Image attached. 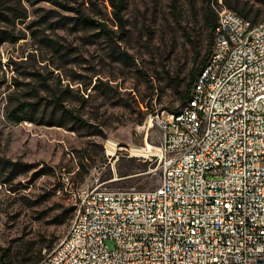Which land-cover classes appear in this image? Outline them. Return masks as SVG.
<instances>
[{
  "label": "rangeland",
  "instance_id": "1",
  "mask_svg": "<svg viewBox=\"0 0 264 264\" xmlns=\"http://www.w3.org/2000/svg\"><path fill=\"white\" fill-rule=\"evenodd\" d=\"M61 1L68 7L0 0V158L30 165L0 177L2 264H37L67 234L83 191L160 184L159 154L130 147L160 146L148 121L185 104L207 46V0H115L124 4L123 28L110 0ZM227 2L264 20L263 0ZM80 14L93 23L76 24Z\"/></svg>",
  "mask_w": 264,
  "mask_h": 264
},
{
  "label": "built area",
  "instance_id": "2",
  "mask_svg": "<svg viewBox=\"0 0 264 264\" xmlns=\"http://www.w3.org/2000/svg\"><path fill=\"white\" fill-rule=\"evenodd\" d=\"M210 4L219 37L199 97L150 119L160 184L83 191L73 230L37 264H264V20Z\"/></svg>",
  "mask_w": 264,
  "mask_h": 264
},
{
  "label": "trees",
  "instance_id": "3",
  "mask_svg": "<svg viewBox=\"0 0 264 264\" xmlns=\"http://www.w3.org/2000/svg\"><path fill=\"white\" fill-rule=\"evenodd\" d=\"M35 1H49V2H52V3L58 5V6L62 7V8H67L68 7L61 0H35ZM224 2L226 4L227 0H224ZM110 4H111V6L113 8V16H114V18L116 20L117 25L120 26L121 28H123L124 24H125V20L123 18V10H124L123 2L122 1L116 2L115 0H110ZM207 4L208 5L203 10L204 23H205V25H206V27L208 29L207 36H206L207 37V46L205 48L204 55L202 56V58L199 61H197V62H199V65H201L200 68H197L195 72H192V74L190 76V80L187 83V89H186V92H185V95H184V99H185V97L187 98L186 102L190 98L191 90H192L194 81H195L198 73L202 70V68L206 64V62H207V60L209 58V55H210V53L212 51L213 37H214V26L216 24V15H215V12L213 11L212 7H211L210 0H207ZM227 4L231 8H234L235 10H238L230 2H227ZM263 4H264V0H263ZM9 11H10V14L12 15L13 18L22 17L20 14H18L17 7H11V8H9ZM239 13L243 17L248 19V14L246 12L239 11ZM75 21H76V24L81 23L82 25L83 24H92L93 23V21L90 20L89 17H86V16H84L82 14H80V16H78V17H75ZM3 38H5V37H3ZM6 38L3 39V40H6ZM195 48H196L195 60H196L197 57L200 56L201 45L199 43H197V45H195ZM69 114H72V112L70 111ZM50 122H51V124L56 125V123H53L54 121H50ZM58 126H62V124L59 123ZM29 170H30V165L29 164L22 163V162H19V161H12V160H9V159L0 158V177L6 171H9L8 175H9V177L11 179H13L17 175L22 174V173H26ZM40 172H42V170ZM36 174H38V173H35V175ZM49 247H51V246H49ZM4 255H5V253H2L0 255V259H3ZM40 258H41V254L39 253L38 258H36L35 260H31V262L32 263H37Z\"/></svg>",
  "mask_w": 264,
  "mask_h": 264
},
{
  "label": "bare ground",
  "instance_id": "4",
  "mask_svg": "<svg viewBox=\"0 0 264 264\" xmlns=\"http://www.w3.org/2000/svg\"><path fill=\"white\" fill-rule=\"evenodd\" d=\"M255 26H262V22L255 24ZM214 37H219V28H214ZM215 61H216V53H210L206 64L200 71V74H208L212 62ZM200 89H201V76H197L191 90L190 98H198L200 94ZM187 108H188V101L177 111L170 112V117H179V115L187 114ZM193 117L195 121H203V113H201V109H193ZM150 122L151 120L148 121L149 125L151 124ZM116 145H117L116 141L109 139L107 141V148H108L107 152L111 155L114 154ZM130 150L131 153H133L134 155H143V154L146 155L147 153H156L159 155L161 154V151L158 147L153 148V146H151L150 144H146L145 146H131ZM74 223H77V212L69 226L67 234L64 236L63 239H66L70 231L73 230ZM0 264H2V261H0Z\"/></svg>",
  "mask_w": 264,
  "mask_h": 264
}]
</instances>
